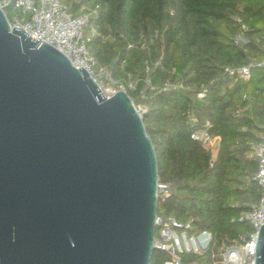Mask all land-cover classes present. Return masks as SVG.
I'll use <instances>...</instances> for the list:
<instances>
[{
  "label": "water",
  "instance_id": "obj_1",
  "mask_svg": "<svg viewBox=\"0 0 264 264\" xmlns=\"http://www.w3.org/2000/svg\"><path fill=\"white\" fill-rule=\"evenodd\" d=\"M157 180L132 98H105L0 8V264H151Z\"/></svg>",
  "mask_w": 264,
  "mask_h": 264
},
{
  "label": "trees",
  "instance_id": "obj_2",
  "mask_svg": "<svg viewBox=\"0 0 264 264\" xmlns=\"http://www.w3.org/2000/svg\"><path fill=\"white\" fill-rule=\"evenodd\" d=\"M88 1L100 8L96 27L116 36L115 42L88 43L98 64L113 67L116 79L131 74L139 80L129 93L133 100H139L147 80L155 86L146 90L143 121L158 176L173 186L158 213L193 219L198 230L213 234L210 250L186 261L221 264L225 246L249 240L253 227L240 217L263 195L252 179L258 161L251 154L264 135V0ZM237 35L247 43L237 45ZM129 44L134 47L128 50ZM253 59L257 65L248 80L236 81L227 70ZM166 81L183 87L163 91ZM190 114L197 124L189 122ZM208 121L212 135L221 138L217 152L191 139ZM166 259L154 250L151 264Z\"/></svg>",
  "mask_w": 264,
  "mask_h": 264
},
{
  "label": "built area",
  "instance_id": "obj_3",
  "mask_svg": "<svg viewBox=\"0 0 264 264\" xmlns=\"http://www.w3.org/2000/svg\"><path fill=\"white\" fill-rule=\"evenodd\" d=\"M0 8L4 11L11 29H23L36 41L41 39L59 50L75 68L82 67L86 70L105 98H110L119 91H124L130 96L129 93L136 90L138 79L131 74H128L126 79H116L113 67L98 64L89 50L88 43L93 39H99L102 42L116 41L115 34L101 32L96 27L95 20L100 14L98 5L94 6L88 0H0ZM8 11L11 12L10 15ZM243 29L247 28L243 26ZM234 41L240 46L247 43L242 35H237ZM133 47L134 44H129L127 49ZM158 65L159 62L156 63V66ZM255 65L257 63L253 59L247 66L227 70L235 76L236 81L248 80L251 77V69ZM146 70L150 72L151 66L147 65ZM182 87V83L166 81L161 90L170 91ZM147 89L155 90L150 79L141 90L140 98L147 99ZM204 96V91L197 95L199 99ZM243 97L246 98L245 95ZM137 110L143 116L148 108H137ZM189 122L197 124L198 119L190 114ZM211 127L212 124L209 121L206 122L191 133V139L217 152L221 145V138L212 135ZM251 156L258 161V171L252 179L262 188L263 195L259 203L252 206L250 212L240 217L241 221L246 219L253 227L249 240L245 244L225 246L222 249L221 264H256V246L260 229L264 225V135L261 141L253 146ZM172 187L171 183L162 181L158 176V209L159 202L170 195ZM155 226L153 247L166 254L167 259L163 264H202L197 261H186V259L202 255L210 250L213 242V234L210 231L198 230L193 219L183 222L172 216L165 217L158 211Z\"/></svg>",
  "mask_w": 264,
  "mask_h": 264
},
{
  "label": "rangeland",
  "instance_id": "obj_4",
  "mask_svg": "<svg viewBox=\"0 0 264 264\" xmlns=\"http://www.w3.org/2000/svg\"><path fill=\"white\" fill-rule=\"evenodd\" d=\"M9 12V15L11 14V12L10 11H8ZM146 98H139V100L138 101H136V100H134V103H135V106L137 107V108H146L147 107V105H146Z\"/></svg>",
  "mask_w": 264,
  "mask_h": 264
}]
</instances>
